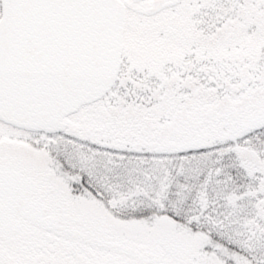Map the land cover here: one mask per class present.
I'll list each match as a JSON object with an SVG mask.
<instances>
[{"label": "snow or ice", "instance_id": "1", "mask_svg": "<svg viewBox=\"0 0 264 264\" xmlns=\"http://www.w3.org/2000/svg\"><path fill=\"white\" fill-rule=\"evenodd\" d=\"M0 264H264V0H0Z\"/></svg>", "mask_w": 264, "mask_h": 264}]
</instances>
